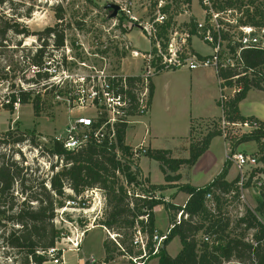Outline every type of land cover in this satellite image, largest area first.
I'll return each mask as SVG.
<instances>
[{
    "label": "trees",
    "instance_id": "trees-1",
    "mask_svg": "<svg viewBox=\"0 0 264 264\" xmlns=\"http://www.w3.org/2000/svg\"><path fill=\"white\" fill-rule=\"evenodd\" d=\"M199 2L201 4V0ZM211 2L217 12H241V16L236 15L232 18L233 28L236 30L252 28L264 31V0H211ZM184 3H190V0H184ZM177 9L178 4L175 6V10ZM54 12L57 23L35 35L37 41L42 40V44L28 58L30 69L32 67L40 69L44 58L49 57L52 51H59L64 47L63 30H59L63 11L60 6H56ZM169 24L170 21L165 27ZM189 28L190 35H195L194 19L190 20ZM9 32L25 37L30 35L26 29L18 30L13 24L0 26V38H4ZM161 33H166L164 28ZM239 38L240 33L237 35V39ZM225 39L224 35L223 40ZM239 48L236 40L229 42L226 47L235 63V51ZM239 60L241 61L239 68L222 69L216 74L217 79L221 81L219 85L221 90L233 87L239 89L222 105L217 100V106L222 110V118L217 121L223 119L228 123H247L254 127L248 133L224 138L229 143L230 153H234L241 144H256V161L261 167L252 171L251 179L256 174L264 175V122L253 117H243L238 105L251 89L262 90L260 68L264 66V47L241 50ZM133 79L128 78V81ZM48 80L47 73H37L27 82H32L36 88L42 81ZM40 87L44 90L49 89L48 93H55L60 97L67 94L65 90H58L53 85ZM35 88L13 91L6 97L8 103L3 109L13 111L14 103L31 102L33 114L38 116L42 110V102ZM152 90L151 83L150 98ZM127 128L126 124L118 126L115 130V139L111 143L103 141L97 144L90 139L85 145L73 151H66L52 139L45 145L40 144L38 138L33 137V133L18 135V132H7L0 135V144H19L27 141L33 150H38L45 157L56 159L57 164L61 163L51 167L52 172L46 182L47 185L40 181L36 186L24 188L22 168L9 158L6 159L5 155H0V237L5 247L15 253L16 264H45L52 261L48 252L65 234L54 224L55 211L85 191L94 189L101 191L105 199V210L100 226L106 232H113L116 235L115 242L105 240L102 244L104 264L111 262L115 257L141 256L142 253L135 252L136 248L132 246L136 227L148 238L146 261L156 258L157 264H264V224L256 216L259 214L264 217V182L259 187L255 209H245L234 220L221 213L224 198L234 190L237 182V179L230 183L225 180L230 168L229 161L225 162L221 173L208 186L201 189L188 185L176 186L180 192L188 195V200L182 207L174 206L163 199H155L153 195L156 192L172 187L147 185V191L143 190L145 184L139 178L137 161L134 163L132 149L124 143ZM215 137H222V132L216 128L202 137L198 144H191L187 160L172 159L168 151L161 150L147 151L145 156L159 163L166 184L176 183L181 179L178 174L180 168L193 166ZM121 178L123 182L120 181ZM16 183H20L21 189H15ZM129 186L133 189L139 187L142 197L135 196L134 193L129 195L126 189ZM66 190L72 194L67 195ZM209 193L214 205L213 212L205 200ZM18 196L23 200H17ZM157 207H162L167 213L171 228L157 252L152 255L154 244L151 239L154 232L162 236L154 224L153 210ZM178 215L179 222L176 221ZM143 217H146V221L141 219ZM174 238H178L180 250L175 257H171L166 252V247ZM56 257H60V252H57Z\"/></svg>",
    "mask_w": 264,
    "mask_h": 264
},
{
    "label": "rangeland",
    "instance_id": "rangeland-1",
    "mask_svg": "<svg viewBox=\"0 0 264 264\" xmlns=\"http://www.w3.org/2000/svg\"><path fill=\"white\" fill-rule=\"evenodd\" d=\"M131 3V10L135 17L144 18L146 16L145 8L147 0H128ZM121 3V0H2L0 4V26L5 24H13L18 30L26 29L29 32V36L16 35L8 33L4 38H0V104H5L7 96L10 93L18 91L19 89L26 90L30 87L35 88V84L30 81L33 74L30 72L29 60L31 54L35 49L42 44L41 41H37V34L41 33L48 27H53L56 23V17L54 8L60 6L63 13L62 24H60L59 30H63L65 37V45L70 50V56L76 60L81 58L84 51L92 54H96L97 58L106 59V69L120 75H126L127 73L137 74L141 72L140 66L136 60L131 58L130 52L132 51H146L148 45L146 40L142 37L136 24L132 23L129 19L119 14L115 19H108L111 14L110 11L104 10V6L107 4ZM178 8L171 12L174 15L176 29L182 31V29H188L190 20L202 22L203 8L199 0H190V3L185 6L182 4V0L177 1ZM176 11V12H175ZM231 15H226L224 12L219 13L220 25L225 30L226 39L224 40V47L231 41L237 39L238 31L233 28V17L236 15L241 16V12L232 11ZM170 15L169 17H172ZM233 15V16H232ZM122 17V20L120 18ZM173 23V20H172ZM132 34V39L124 37L125 34ZM166 33H161L162 37ZM259 41L264 45V34L258 32L255 35ZM198 34L193 35L190 41H194L198 48H201V52L205 53L208 47L200 38ZM50 44V42H49ZM137 48L135 49L134 46ZM196 46V47H197ZM206 47V48H205ZM209 48V47H208ZM93 59L92 62H96L99 68L103 67V62ZM125 60V61H124ZM124 61V62H123ZM122 68V70H121ZM69 75H84L86 70L77 71L75 65H67ZM204 69L202 71H205ZM186 70H182L180 73H185ZM263 82L260 83L262 90L251 89L252 94L248 97L247 104H252L255 99L260 98L264 101V66L260 68ZM180 74L171 76L168 79L160 78L157 80V84H161L163 90H169L168 107L165 108L163 102L157 100L156 111L157 113H163L158 116V122L165 124L169 123L176 128H179L184 123V114L186 111H193L199 109L202 102V106L210 112L212 109V98L214 88L209 84L206 89L199 92L198 90H184L181 81ZM211 79V77H210ZM13 87V88H12ZM63 90V89H62ZM50 90L42 87H36L35 92L40 94L42 102V110L38 116H34L31 107V102L27 104H20L13 109V111H5L0 109V135H5L7 132H18V135L26 133H33V137L39 141L40 138L50 141L53 137L64 136V130L66 126L72 122L75 118L87 114V110H78L74 105L68 103L66 100L55 99V93H48ZM166 92V91H165ZM226 96L232 93V90L226 89L224 91ZM140 119V118H138ZM137 120V118L131 119L130 122ZM165 120V122H163ZM215 120L204 121L200 128L195 132L193 137V144H198L199 141L207 133L214 128L221 129L220 122ZM139 131V125L136 126ZM250 129L243 127H230L227 126L224 130L225 134L230 136L241 135L248 133ZM88 135V132H81L80 136ZM253 150L252 145H244L243 149L238 152L256 158L257 146L255 143ZM45 145V144H43ZM251 146V147H249ZM190 147V145H189ZM247 147V148H246ZM237 152V151H235ZM0 155H5L6 159H10L17 163L22 168V176L25 179L24 188L36 186L40 181L47 182L52 172V166L61 165L56 162V159L52 157H45L41 152H35L28 144L27 141H23L19 144H0ZM138 158H134V163ZM261 166L257 163L254 167H247L245 169V176H247V183L244 186V197L238 199V196H230L225 199V203L222 205L221 213L229 217L231 220L239 217L245 209L254 210L256 202L259 197V187L264 182V175L256 174L250 179L251 173L254 169H259ZM57 168L54 169L56 171ZM250 179V181H249ZM123 182V179H120ZM47 185V183L45 184ZM125 186V184L123 183ZM15 189H21L20 183L15 184ZM126 187V186H125ZM147 191V186L142 187ZM129 195L133 193L135 196L143 195L139 191V187L133 189L132 186L126 188ZM90 191H96L95 195ZM86 191L75 200L79 206H75L74 210H67L62 219L66 221L63 223L58 215L57 219L60 223H56L57 228L62 229L67 235H70L73 230V225H79L81 228H93L86 232L82 240L80 250L78 252L66 251L63 254L65 264H81L82 261L87 259H93L94 264H104L102 244L105 240L112 241L110 235L116 239V235L113 232H106L100 223L103 219L105 210V199L101 191L90 190ZM67 195H71V191L66 190ZM155 199H163L162 196L153 195ZM142 197V196H141ZM17 200L22 201L23 198L19 197ZM84 204V205H82ZM66 206V205H65ZM209 206V205H208ZM156 210L158 223L162 230L156 228L160 235H163L170 229L168 219L164 222L165 216L164 210ZM79 209H84L81 211ZM56 213V212H55ZM167 215V214H166ZM168 216V215H167ZM257 218L264 224V217L257 214ZM178 217V216H177ZM176 217V221H177ZM72 224L69 225L68 223ZM162 221V222H161ZM110 234V235H109ZM180 250V244L178 238H174L171 243L166 247V252L169 256L175 257ZM137 252V250H134ZM16 255L11 250L7 249L4 245L3 239L0 237V264H16ZM45 264H52L47 262ZM106 264H135L126 257H115L109 263ZM144 264H157L156 258H150L147 261L144 260Z\"/></svg>",
    "mask_w": 264,
    "mask_h": 264
},
{
    "label": "built area",
    "instance_id": "built-area-1",
    "mask_svg": "<svg viewBox=\"0 0 264 264\" xmlns=\"http://www.w3.org/2000/svg\"><path fill=\"white\" fill-rule=\"evenodd\" d=\"M178 0H147L144 18H137L131 10V3L128 0H121L118 3L119 14L129 19L136 24L142 37L146 40L148 49L146 51H132L131 58L140 62L141 72L138 75H120L106 69L105 58H97L96 54L84 51L81 58L75 59L70 56V50L64 44V47L59 51H52L49 57L44 58L43 66L38 69L32 67L30 72L33 77L37 73H47L49 80L42 81L40 86L53 85L58 90H65L67 94L63 96V100L74 105L78 110H87L86 115L75 118L70 122L65 130L64 136L53 137L52 141L62 145L66 151H73L85 145L90 139H93L97 144L103 141L111 143L115 139V130L122 124L129 125L131 119L143 117L147 114L150 107V84L155 76L165 71H174L185 69L188 71H197L204 69H211L217 74L222 69L239 68L241 61L239 60V53L243 49L264 47L259 39L255 36L258 32L264 34V31H257L252 28H238L237 31L241 34V38L236 39L240 48L235 51L236 63L232 61L231 55L224 47L223 36L226 34L223 27L220 25L219 13L217 12L211 0H201L203 8L202 22H195L196 34L200 35L201 40L209 47L210 54L207 56H199L195 54L190 45V35L188 29L178 31L175 25L174 15L172 11L177 5ZM181 1V0H180ZM182 4L187 6V3ZM232 11H225L228 16ZM172 15V17H169ZM171 18V20H170ZM173 20V23H172ZM170 21L168 27L166 24ZM234 23V22H233ZM163 28L166 34L162 37L161 32ZM102 61L103 67L99 68L97 63L92 62L93 59ZM67 65H75L77 71L86 70L84 75H69ZM128 78L138 80L128 81ZM221 81H219V85ZM51 87V86H50ZM33 87H30L32 89ZM226 89L232 90V93L226 96L224 92ZM239 91L238 88H219L218 101L221 105ZM62 97L56 95L55 99ZM8 101L5 102L7 104ZM5 104H0V109ZM18 106V102L13 104V109ZM221 110V108H220ZM135 111L134 114H131ZM222 112V110H221ZM222 118V117H221ZM222 137L227 135L224 130L227 126L243 127L250 129L253 126L247 123H228L223 119L220 121ZM88 132V135L80 136L81 132ZM249 131V132H250ZM42 144H47L44 138L39 139ZM37 152L38 150H34ZM147 153L143 146H138L132 149V159L145 156ZM119 157L120 154L118 153ZM227 160L237 169V182L235 188L227 197L238 196V199L244 197V186L247 183V176H245V169L247 167H254L256 159L246 156L240 152L230 153ZM96 191H90L95 195ZM87 193V191H86ZM81 196V195H80ZM80 196L77 200L80 201ZM226 197V198H227ZM205 200L209 203V209L213 212V202L211 194L205 196ZM76 200L66 202L64 207L57 209L55 212L54 224L60 221L57 219L58 215L63 223V214L67 210H74L75 206H79ZM84 205V204H82ZM84 211V209H79ZM186 218V216H185ZM146 221V217L141 218ZM180 215L177 217L179 222ZM68 223V221H67ZM72 226V224L68 223ZM93 227L81 228L79 225H73V232L70 235L66 233L60 237L56 242L55 247L48 252V256L52 259V264H65L63 254L66 251L78 252L80 250L82 240L86 232ZM171 228V227H170ZM170 230V229H169ZM169 230L159 236L154 232L152 236V243L154 244L152 255L157 252L159 245L166 239ZM110 235V234H109ZM111 239L114 237L110 235ZM148 238L141 232L140 228L136 227L132 239V246L140 251L142 254L139 257L128 258L135 264H144L146 260V245ZM207 241V239H205ZM57 252H60V257H56ZM93 259L82 261L81 264H94Z\"/></svg>",
    "mask_w": 264,
    "mask_h": 264
},
{
    "label": "crops",
    "instance_id": "crops-1",
    "mask_svg": "<svg viewBox=\"0 0 264 264\" xmlns=\"http://www.w3.org/2000/svg\"><path fill=\"white\" fill-rule=\"evenodd\" d=\"M131 36L132 34L130 33L124 35V37H126L127 39H132ZM190 43L191 50L195 54L199 56H207L210 54V49L208 47H205L207 51L203 53L200 51L201 48H198L197 44H195L194 41H190ZM134 48L137 49L135 46ZM136 62L138 63V66H140V62L138 60H136ZM182 70L185 69L165 71L153 78V90L149 110L145 116L139 117L140 119L137 118V120L131 122L128 125L124 139V143L126 146L130 147L131 149H134L138 146H143L146 151H168L172 159L187 160L189 159V145L193 144V137L195 135V132L200 128L201 124L204 121L215 120L222 117V112L217 106V99L219 96V80L217 79L214 71L211 69H207L205 71L186 70L185 73H180L182 72ZM139 73H127L126 75L134 76L138 75ZM178 74H180V78L178 79H181V81H183L182 87L185 91L198 90L199 92H202V90L206 89V87L211 84V86L214 88V94L212 98V109L210 110V112H207V110H205V108L202 106V102L197 100L198 104H200V108L194 109L193 111H186L184 114L185 118L183 125L179 128H176L169 123H159L158 116L166 113L165 111H163V113H157L155 107L157 100H159L163 102L164 107L167 108L169 101L168 96L170 93L169 90H163L161 84H157V80L160 78L168 79L171 76ZM251 94L252 92L249 91L246 98L239 103V112L243 117H253L261 122H264V101L258 98L255 99L252 104H247L248 97ZM163 122H165V120H163ZM138 125L140 127L139 131L136 129V126ZM249 144L252 145V147H249H251L253 150L256 149V147H254V144L245 143L239 145L235 150L238 152L239 150L243 149L244 145ZM229 154V143L223 137L213 138L209 143L208 149L197 159L193 166H182L180 168V170L178 171V174L181 177L180 181L171 184L165 183L164 175L160 170L158 162L151 160L146 156H140L137 157V166L140 176L139 178L146 186H171L172 188H168L162 192H156L155 195H158L159 197L162 196L165 202H169L174 206L182 207L188 200V195L180 192L176 186L188 185L196 189H201L205 186H208L221 173L225 162L228 161L227 157ZM237 175V169L230 163V168L225 179L226 182L230 183L236 180ZM158 209L164 210L162 207ZM156 212V210H153L154 224L156 228L162 230L158 223V219L156 220ZM166 214L167 213L165 212L164 222L161 221L162 225L168 219V216ZM103 257L104 253L101 259H103Z\"/></svg>",
    "mask_w": 264,
    "mask_h": 264
},
{
    "label": "water",
    "instance_id": "water-1",
    "mask_svg": "<svg viewBox=\"0 0 264 264\" xmlns=\"http://www.w3.org/2000/svg\"><path fill=\"white\" fill-rule=\"evenodd\" d=\"M104 10L111 12V14L108 16V19H115L118 15L119 7L116 4H107L104 6Z\"/></svg>",
    "mask_w": 264,
    "mask_h": 264
}]
</instances>
